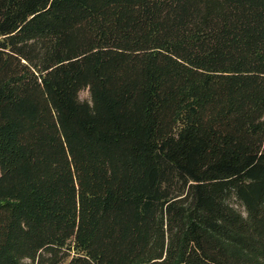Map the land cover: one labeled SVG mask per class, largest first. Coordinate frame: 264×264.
<instances>
[{
  "label": "trees",
  "instance_id": "16d2710c",
  "mask_svg": "<svg viewBox=\"0 0 264 264\" xmlns=\"http://www.w3.org/2000/svg\"><path fill=\"white\" fill-rule=\"evenodd\" d=\"M0 264H264V0H0Z\"/></svg>",
  "mask_w": 264,
  "mask_h": 264
},
{
  "label": "rangeland",
  "instance_id": "374dc122",
  "mask_svg": "<svg viewBox=\"0 0 264 264\" xmlns=\"http://www.w3.org/2000/svg\"><path fill=\"white\" fill-rule=\"evenodd\" d=\"M81 98H89V92L88 89L84 88L79 93ZM238 206V205H237Z\"/></svg>",
  "mask_w": 264,
  "mask_h": 264
}]
</instances>
